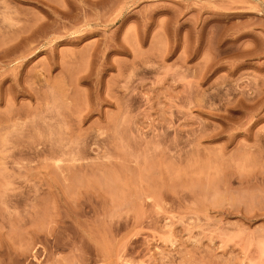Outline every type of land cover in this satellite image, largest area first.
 <instances>
[{
	"label": "rangeland",
	"instance_id": "obj_1",
	"mask_svg": "<svg viewBox=\"0 0 264 264\" xmlns=\"http://www.w3.org/2000/svg\"><path fill=\"white\" fill-rule=\"evenodd\" d=\"M0 264H264V0H0Z\"/></svg>",
	"mask_w": 264,
	"mask_h": 264
}]
</instances>
